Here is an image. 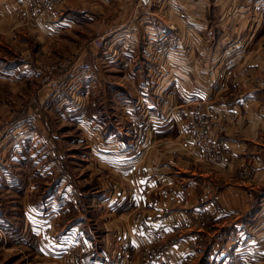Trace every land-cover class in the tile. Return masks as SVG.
I'll list each match as a JSON object with an SVG mask.
<instances>
[{
    "label": "crops",
    "instance_id": "crops-1",
    "mask_svg": "<svg viewBox=\"0 0 264 264\" xmlns=\"http://www.w3.org/2000/svg\"><path fill=\"white\" fill-rule=\"evenodd\" d=\"M80 1L87 4L81 19H97L93 40L106 33L108 41L120 45L106 49L92 44L73 52V57L87 55L82 67L89 86L112 87L106 76L110 68L104 65L109 56L106 61L123 77L119 86L147 92L134 98L120 96L118 105L129 127H109L103 91V109L86 113L92 121L86 128L92 159L86 168L93 172L99 165L106 174L101 171L102 176L91 182L94 188L86 192L71 176L59 174L54 191L43 196L52 199L51 207L40 201L37 207L31 204L28 188L17 178L21 219L26 224L30 212L35 216L50 211L57 224L54 247H87L79 264H110L127 246L134 264H147L140 256L142 235L163 230L168 233L154 244L149 264H182L181 256L187 264L205 246L211 256L218 248L229 247L232 264H264V0H155L146 9L138 8L137 0ZM76 2L56 4L55 15H64L61 23L70 19ZM3 18L0 15V26ZM156 31L179 39L166 54L167 62L146 43ZM137 99L140 105L134 107ZM138 108L157 118L152 139L149 133L157 147L136 158L129 133L136 127L132 121ZM204 119L212 121V148L187 153L179 142ZM11 132L0 130V187L6 190L16 182L7 163L13 137L17 136L19 150L23 140H30L23 134L27 131ZM12 199L0 198V227L18 232L11 218L13 204L17 205ZM42 220L33 239L36 248H41V241L49 242ZM24 229L18 233L22 241L32 230ZM202 237L214 241L204 244ZM26 242L31 245L28 237Z\"/></svg>",
    "mask_w": 264,
    "mask_h": 264
},
{
    "label": "rangeland",
    "instance_id": "rangeland-1",
    "mask_svg": "<svg viewBox=\"0 0 264 264\" xmlns=\"http://www.w3.org/2000/svg\"><path fill=\"white\" fill-rule=\"evenodd\" d=\"M58 2L59 0H3L2 8H0V15L4 16L3 26H0V130L12 129L13 135L22 133L24 130L27 132L23 134L25 136L28 134L30 137V140H23L21 147L23 149L19 150L15 148L19 143L17 136H14L11 142L13 153L7 152L5 156L8 154L7 163L11 164L14 170L10 176L15 181L17 178L22 179L24 187H27L30 193L31 204H35L36 207L37 204L40 205L38 201L44 206L49 204L51 207L52 199L47 200L43 196L49 191H54V179L59 174L71 176L73 180L80 183L83 192L94 188L91 182L102 176L101 171L104 175L106 174L99 165H95L93 172L92 168H86V164L92 160L88 153L91 137L86 136V128L88 125L91 126L92 121L87 120L86 113L92 114L91 112L95 110L103 109V91H105V100L110 110V122L107 121L109 127L113 125L129 127L118 105L120 96L134 98L136 95L147 92L145 89L135 91L133 87L119 86L118 83L124 82L123 77L116 72V66L108 64L106 60L112 58L109 56L106 57L104 65L110 68L106 76L108 81H111L108 85L112 87L104 89L100 84L99 88L93 89L89 86V77L86 79L83 76L85 71L82 67L87 55L73 57L75 56L73 52L92 46L94 32L98 27L97 19L90 22L81 19L87 4L78 0L72 6L70 19L61 23L64 15H55ZM59 28H62L61 32ZM9 31L12 34H9ZM172 37L171 35L164 39L160 38L156 45H153L158 47L156 51H160L161 58L166 62V54L176 46L174 43L179 40ZM110 41L104 48L120 47L117 40L111 43ZM146 43L150 44L149 36ZM1 66L4 68L2 69ZM12 66L13 71H10ZM148 89L150 93L151 88ZM134 103V107L140 105L138 99ZM134 113L135 120L131 121L132 125L134 121L136 122V127L134 126L133 132L129 135L137 151L135 156L138 158L140 155L147 156L151 149L157 147L156 141H149V133L151 131L152 139V128L157 118L147 113L146 109L138 108L134 110ZM140 114L142 119L138 118ZM120 117H123V120H120ZM187 133L185 136L187 135L188 138ZM185 136L183 135L179 145L181 144L187 153H191L185 147L187 141ZM26 147L29 149L27 153ZM60 170L63 171L60 173ZM18 184L19 180L8 186L12 192L0 187V198L12 196V202L18 205L13 204L11 214V218L15 221L13 227L18 232L0 227V264H79L78 258L85 255L84 251L87 247L83 245L63 249L54 247L58 239L57 224L50 211L43 212V215L35 213V216L30 212V218L27 219L26 224L21 219L22 216L19 215L21 199L15 189ZM20 187L17 188L21 189ZM4 193L6 195H3ZM41 217L43 223L46 221L45 229L48 230L45 239L49 242L41 241V248H36L32 245L36 244L34 240L38 235L37 227L38 223H41ZM94 227L96 226L91 228ZM24 228L32 230L23 237L24 241H22L20 240L22 235L20 237L18 233L24 231ZM34 229H36V235L32 232ZM160 232H164L165 235L168 233L167 230L151 233ZM146 234L149 233H143L142 236ZM27 237L31 245L26 242ZM202 238L204 244L214 241V237L211 240ZM142 243L140 256L145 257L144 262L149 264L154 245L146 249L143 239ZM128 250L130 252L126 255L124 263L121 258L124 255L123 249L117 253L110 264H134L133 251L129 248ZM217 250L211 256L209 246L202 247L199 255L189 258L187 264H232L231 259L235 260L234 257L230 258L229 247ZM96 255L99 256L98 253L94 256ZM59 256L63 259H56ZM181 262L182 264L186 262L185 256H181Z\"/></svg>",
    "mask_w": 264,
    "mask_h": 264
},
{
    "label": "built area",
    "instance_id": "built-area-1",
    "mask_svg": "<svg viewBox=\"0 0 264 264\" xmlns=\"http://www.w3.org/2000/svg\"><path fill=\"white\" fill-rule=\"evenodd\" d=\"M155 0H137V7L146 9L149 8ZM237 1H243L246 3H255L257 0H237ZM172 30H175L176 27L174 25H171L170 27ZM171 35L176 38V35L173 34H167L164 31H156L152 35H149V47L156 49L158 48L156 43L159 41L160 38L164 39L167 37H171ZM172 37V38H173ZM108 43V35L106 33H103L99 36H97L93 41L92 44L97 48H103ZM160 52V51H158ZM230 111H227V113ZM234 113L230 112V115L233 116ZM235 115V114H234ZM244 116V115H243ZM211 119H204L201 125L197 128H195L192 132L188 134V138L185 144V147L188 148L189 151H202V150H210L212 148V145H209L212 143V134H211ZM216 156L220 157V154H217ZM165 236L164 232L160 233H149L145 236H142V239L145 243V248L149 249V246L158 243L161 241ZM124 255L121 257L122 261L126 260V255L130 252L128 250V247H125L124 249Z\"/></svg>",
    "mask_w": 264,
    "mask_h": 264
}]
</instances>
